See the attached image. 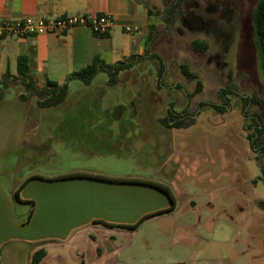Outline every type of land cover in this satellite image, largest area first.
<instances>
[{
  "label": "rangeland",
  "instance_id": "1",
  "mask_svg": "<svg viewBox=\"0 0 264 264\" xmlns=\"http://www.w3.org/2000/svg\"><path fill=\"white\" fill-rule=\"evenodd\" d=\"M136 2L153 12L158 35L151 50L167 68L160 85L155 63L148 59L123 73L116 86L108 85L105 73L91 85L76 81L65 102L43 116L44 126L70 125L69 116L80 114L83 123L53 135L49 151L55 156L24 161L22 167L45 174L82 170L168 187L177 201L172 216L145 221L140 230L124 235L108 233L114 246L128 247L119 264H264V115L257 103L264 101V75L253 24L259 0H188L182 14L173 15L174 22L167 15L172 1ZM195 40L207 42L208 51L196 52ZM183 65L203 84L200 93L194 94L197 81L184 76ZM228 86L234 91L227 95L228 111L201 109V103L222 105L219 92ZM23 92L19 82L4 92L0 148L2 143L15 144L25 111L38 107L36 98L21 103ZM248 98L252 102L246 107L243 99ZM115 110L138 112V117L124 119L132 120L136 138L146 127L153 130L149 139L120 146ZM170 111L177 122L190 125L162 127ZM86 114L111 117L92 126L86 121L94 117ZM256 129L260 132L249 139ZM0 158L6 169L16 165L15 157L4 156L2 149Z\"/></svg>",
  "mask_w": 264,
  "mask_h": 264
},
{
  "label": "crops",
  "instance_id": "2",
  "mask_svg": "<svg viewBox=\"0 0 264 264\" xmlns=\"http://www.w3.org/2000/svg\"><path fill=\"white\" fill-rule=\"evenodd\" d=\"M101 14H107L117 22L104 37L97 36L89 27L76 26L64 36L0 38V84L8 80L5 78L7 73L12 76L10 84L20 83L17 70L21 57L28 59L30 76L42 86L47 81L65 83L70 74L91 65L96 58L106 65H114L133 55L143 56L152 24L151 17L136 0H0V24L27 17L55 19ZM126 26L138 30L127 33ZM75 83L71 82L70 88ZM7 90L0 85V109ZM50 109L28 108L17 127L15 144L8 147L7 143H2L0 148L4 156L12 154L16 163L6 169L0 158V264H30L32 254L39 249L46 251L41 264H119L120 255L128 247L114 246L108 233L124 235L128 231L140 230L145 221L172 216L177 210V201L175 199L173 208L164 192L144 184L65 178L86 174L82 170L45 174L23 169L24 161L30 164L41 157L55 156L49 151L50 142L56 139L53 135L70 132L73 125L83 123L80 114L75 115L76 118L69 116L70 125L64 122L56 127L44 126L47 122L45 114ZM112 114L113 122L118 124L117 142L120 146H129L133 141L145 143L153 133L146 127V133L140 138L132 134L135 126L132 120L124 118L138 117V112L125 114L115 110ZM86 116L94 117L86 121L94 124L92 126H100L103 117H111ZM164 126L170 129L162 123ZM41 133L44 137H40ZM6 180L9 185L5 184ZM20 186L21 202H17L14 196ZM190 204L196 205L193 201ZM31 210L32 216L27 221ZM136 225L137 228L130 229Z\"/></svg>",
  "mask_w": 264,
  "mask_h": 264
},
{
  "label": "trees",
  "instance_id": "3",
  "mask_svg": "<svg viewBox=\"0 0 264 264\" xmlns=\"http://www.w3.org/2000/svg\"><path fill=\"white\" fill-rule=\"evenodd\" d=\"M164 1L166 2L172 1V5L167 10V15L169 16V19L172 22H174V19H172L173 15H175L176 12L181 15L183 12L184 5L188 0H164ZM142 6L146 8L148 15L152 17L153 12L149 8H147V5L143 3ZM164 23H166L167 25L170 24L166 20H164ZM253 24H254L258 52H259L260 61H261V68H262V72L264 75V0H259L256 6V9L253 15ZM157 35L158 34H157L156 26L152 23L149 28V36L145 42V54L143 56L133 55L129 57L127 61L118 62L114 65H106L99 58H96V60H94V62L91 65L81 68L77 72L70 74L67 77L66 82L63 84H58L55 82L47 81L44 85L38 86L36 82L33 80V78L30 76L28 59L21 57L18 60L17 78L19 79L20 84L23 86L24 92L22 95H20V100L25 103L31 98H36V103L39 108L41 109L56 108L65 102L69 94L71 82L79 81L84 85H91L98 75H100L101 73H105L109 78L108 85L116 86L119 83L120 76L123 73L130 71L138 62L146 60V59H148L149 61H153L155 63L157 79H159V81H156V84L160 85V79H162L163 76L165 75L167 68H166V63L160 57V55L152 52L151 50L155 40L157 39ZM192 46L196 52H206L209 49L208 43L204 41H200V40H195L192 43ZM181 70L186 78L192 81H197L196 83L197 86H196V90L194 94L196 95L200 93L203 89V84L199 80L198 76L195 75L190 70L188 65H183ZM5 76H6L5 78L8 80L2 81L0 85L4 86L5 88H9L11 85L10 84L11 81L9 79H11L12 76L9 73H7ZM229 87L230 86L227 87V90H223L219 92V96L223 102L222 105L220 104L209 105V104L201 103L200 104L201 109H203L202 107L204 106H209L217 110L220 114L228 111L229 106H230V100L229 98H227V95L229 94L234 95V91L231 90V88L229 89ZM190 97H192V95H190ZM243 100L246 103V107H248L252 102L251 98L243 99ZM257 103L261 107L262 112H263L262 114L264 115V101L257 100ZM258 118L261 119V115H258ZM176 119L177 118L170 111L168 116L164 120H162V122L164 123V125L170 128H181V127H186L190 125V124L183 125V123L179 121L177 122ZM173 121H175V123L171 124V122ZM191 121L193 123L194 119H191ZM259 132H260V129H256V131L251 136H248L249 139L254 138L255 135H257ZM73 177H85V178L98 179V180H103V181L130 183V184H144L147 186H151V187H154L164 192L172 201L173 208L175 207V198L173 196L172 191L168 187L155 183V182L129 179V178L112 180V179L104 178L102 176L88 175V174H77V175L65 176V178H73ZM21 187L22 186L18 188L14 196V200L17 202H21L20 197H19ZM31 205L33 209V203H31ZM173 208L170 211H172ZM158 214H162V213H158ZM154 215H157V214H154ZM31 216H32V210L30 212V215L28 216L27 221L30 220ZM152 216L153 215L149 217H152ZM137 227L138 226L136 225L135 227H132L130 229H135ZM45 257H46V251L44 249H39L32 254L30 264H41L42 261L45 259Z\"/></svg>",
  "mask_w": 264,
  "mask_h": 264
},
{
  "label": "built area",
  "instance_id": "4",
  "mask_svg": "<svg viewBox=\"0 0 264 264\" xmlns=\"http://www.w3.org/2000/svg\"><path fill=\"white\" fill-rule=\"evenodd\" d=\"M116 25L117 22L107 14L98 16L60 17L55 19L27 17L20 20L2 22L0 24V38L6 36L26 38L46 34L64 36L76 26L89 27L94 34L104 37L108 35ZM137 30V28L132 26L125 27L127 33H133Z\"/></svg>",
  "mask_w": 264,
  "mask_h": 264
}]
</instances>
